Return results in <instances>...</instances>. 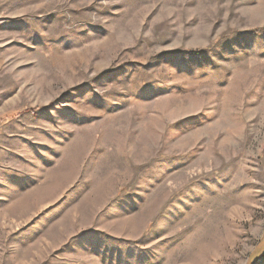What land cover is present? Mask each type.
Listing matches in <instances>:
<instances>
[{
	"label": "rangeland",
	"instance_id": "374dc122",
	"mask_svg": "<svg viewBox=\"0 0 264 264\" xmlns=\"http://www.w3.org/2000/svg\"><path fill=\"white\" fill-rule=\"evenodd\" d=\"M0 264H264V0H0Z\"/></svg>",
	"mask_w": 264,
	"mask_h": 264
}]
</instances>
